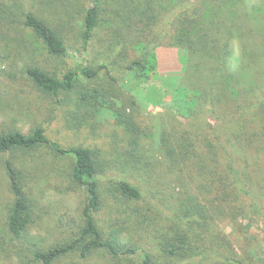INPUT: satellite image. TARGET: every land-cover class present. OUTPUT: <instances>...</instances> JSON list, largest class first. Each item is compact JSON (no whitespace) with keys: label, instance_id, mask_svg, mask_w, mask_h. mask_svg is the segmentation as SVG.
<instances>
[{"label":"trees","instance_id":"1","mask_svg":"<svg viewBox=\"0 0 264 264\" xmlns=\"http://www.w3.org/2000/svg\"><path fill=\"white\" fill-rule=\"evenodd\" d=\"M87 2L81 29L84 47L99 24L115 35L128 28L149 36L147 50L131 59L126 71L144 69L161 39L172 38L174 45L184 49L183 79L174 89L170 108L185 120L207 121L210 130L199 138L204 146L202 156L190 130H182L178 137L166 134L165 173L178 174L177 167L181 170L185 165H196L199 172L190 175L182 171L176 177L181 190L153 202L126 177L104 182L100 160L91 147H64L49 138L39 123L27 132L11 125L1 127L0 156L8 154L2 164L13 194L6 212L7 231L20 238L32 222L39 189L32 184L31 172L36 176L34 170H40L41 162L46 164L47 159L38 151L48 148L55 157L69 159L70 183L82 186L86 197L76 228L52 244L41 242L33 249L41 264H53L67 256L87 259L94 252L108 254L109 264H188L197 260L201 264L209 258L208 236L218 248L225 244L219 220L235 217V209L242 204L256 213L264 201V0ZM48 19L32 10L23 13L28 42L34 46L39 42L38 47L50 56H64L67 46ZM236 39L241 53L234 66ZM126 42L132 47L137 44ZM119 50L118 46L117 53ZM246 69L249 75L241 80L240 73ZM24 73L38 89L52 96L76 93L69 119L73 125L87 119L89 108L101 105L106 97L98 89L85 88L83 80H93L102 73L114 91L117 78L107 62L96 66L77 62L60 74L33 62L24 66ZM112 110L126 126L125 154L139 162L143 140L135 119L123 109ZM194 157L200 158L198 163L192 161ZM103 206L114 212L101 220L98 212ZM135 233L138 238L133 242ZM147 238L150 242L145 245L142 239Z\"/></svg>","mask_w":264,"mask_h":264},{"label":"rangeland","instance_id":"2","mask_svg":"<svg viewBox=\"0 0 264 264\" xmlns=\"http://www.w3.org/2000/svg\"><path fill=\"white\" fill-rule=\"evenodd\" d=\"M87 6V0H0V128L11 125L27 132L33 124H42L48 137L64 147L84 145L94 149L104 182L116 176L126 177L138 184L144 196L153 202H157V198L166 200L181 190L177 175L182 171L190 175L199 172L196 165H185L181 170L177 167L178 174L165 173L168 158L163 142L168 138L166 134L178 137L182 130H190V137L196 140L195 147L202 156L204 146L199 138L204 131L210 130L207 121L185 120L170 108L174 89L183 79L186 53L174 45L172 38H164L154 47V58H150L144 69L126 71L129 61L147 50L149 36L128 28L115 35L99 24L84 47L81 29ZM28 10L49 18L67 46L66 55L50 56L38 47L39 42L37 46L28 42L30 38L22 24L23 13ZM126 39L137 44L132 47ZM234 44L235 66L240 59L241 46L238 39ZM33 62L59 74L77 62L90 66L107 62L111 73L117 77L113 82L115 90L112 91L102 73L93 80H83L85 88L98 89L106 97L104 103L99 102L101 105L89 108L87 119L73 125L69 119L73 117L76 93L52 96L38 89L24 73V66ZM246 70L240 73L241 80L249 75ZM112 108L123 109L128 117L132 115L135 119L143 140L139 162L134 163V158L125 154L128 148L126 126ZM9 114L15 118L11 119ZM38 152L47 162L40 163V170L30 169L36 172V176L31 172V180L39 189V200L27 232L20 238L11 235L6 228L7 207L13 194L2 164L8 154L0 156V264H41L33 249L41 242H56L79 224L86 193L82 186L70 183L69 159L55 157L48 148ZM199 160L194 157L192 161L198 163ZM261 203L256 213H250L242 204L235 209V217L228 215L219 220L225 244L218 248L208 236L209 258L201 264H264V201ZM110 211L114 212L103 206L98 216L104 220L111 215ZM119 221L121 224L122 220ZM137 235L133 234V242L137 241ZM142 240L145 245L150 242L148 238ZM108 257L105 252H94L87 259L67 256L53 264H109ZM188 264H198V260Z\"/></svg>","mask_w":264,"mask_h":264}]
</instances>
